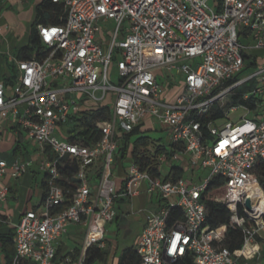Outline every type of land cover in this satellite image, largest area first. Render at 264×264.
Listing matches in <instances>:
<instances>
[{
	"label": "built area",
	"instance_id": "2783aa9c",
	"mask_svg": "<svg viewBox=\"0 0 264 264\" xmlns=\"http://www.w3.org/2000/svg\"><path fill=\"white\" fill-rule=\"evenodd\" d=\"M51 1L62 4L63 22L38 24L43 48L31 58L11 56L13 83L0 81V141L12 126L22 141L39 148L36 159L16 155L10 164L0 155V179L9 172L18 180L37 162L44 185L40 205L12 223L11 264H97L87 262V253L105 248L116 199L138 195L143 184L154 207L144 210L135 247L139 264H183L187 258L190 264H239L241 257L264 264V218L259 223L255 217L264 208L249 194L250 186L264 194L252 173L264 159V0H212V6L209 0ZM108 21L113 25L105 31L99 24ZM251 50L262 55H250ZM244 55L254 70L241 76ZM112 64L115 83L108 75ZM159 79L167 86L180 81L170 101L163 100L166 87ZM247 82L256 84L239 90ZM92 106L109 110L108 118L95 122L98 139L70 141L84 128L81 113ZM239 110L244 113L233 118ZM147 122L168 133L167 145L141 148L157 175L134 160L132 142L121 155L125 136ZM163 164L182 169L183 177L172 180V174L167 180L160 174ZM215 177L225 180L219 200L230 216L212 228L201 198ZM8 197L9 187H0V202ZM247 198L253 211L246 208ZM71 227L84 229L81 247L59 257L58 241ZM228 227L243 234L234 252L224 245Z\"/></svg>",
	"mask_w": 264,
	"mask_h": 264
},
{
	"label": "trees",
	"instance_id": "16d2710c",
	"mask_svg": "<svg viewBox=\"0 0 264 264\" xmlns=\"http://www.w3.org/2000/svg\"><path fill=\"white\" fill-rule=\"evenodd\" d=\"M63 6L61 3H53L51 0H41L40 3L36 6L35 9V19L30 27V40L29 44L18 49L15 57L18 59H27L31 58L35 50H41L43 47L40 43L39 37L37 35L36 27L38 24H60L63 22ZM42 55V54H41ZM39 55V56H41ZM246 59L250 57L244 55ZM255 59L253 58V61ZM251 64H253L251 62ZM15 67L11 63L10 76L1 77L0 81L4 82L5 85H10L13 83L15 77ZM109 110L107 107L94 108L93 106L86 111L81 113L79 117L80 125L83 128L81 132L76 135H71L69 140L72 142H83L91 143L99 137V131L95 128V122L99 120H104L108 118ZM206 119L211 117H205ZM141 134V135H139ZM85 135V136H83ZM136 135V138L132 142L133 150L132 157L140 165L142 170L148 171L152 175H157L156 164L150 160L149 152L141 151L142 147H147L150 143L149 138L144 135V132L139 131V128H135L124 138L125 145L122 148L121 155L124 157L127 143L131 142V137ZM21 149L20 144L15 148V152ZM166 150V147H158L157 153ZM121 159H119V163ZM254 176L259 180L260 186L264 190V159L260 160L252 170ZM173 174V176H172ZM176 180L183 177L184 173L182 169L177 167H172L170 169L169 175L166 179ZM226 188L225 180L221 177L213 178L207 186V189L202 195L201 200L204 202L207 208V217L206 224L214 228L220 224L228 223L230 211L225 206L219 198L224 194ZM241 212V211H240ZM14 229L12 227H7L6 217L0 215V254L3 257V264H11L14 247H13V238ZM261 240V239H260ZM243 243V234L239 228L228 227L224 245L231 251L234 252L239 250ZM261 260L264 262V238L262 239V245L260 250ZM107 258V252L102 249L91 248L87 253V262L94 263L97 261H105ZM139 255L136 251V248L129 247L125 249L118 261V264H139ZM190 258H187L183 264H190ZM178 264V263H176Z\"/></svg>",
	"mask_w": 264,
	"mask_h": 264
},
{
	"label": "crops",
	"instance_id": "0c3cea01",
	"mask_svg": "<svg viewBox=\"0 0 264 264\" xmlns=\"http://www.w3.org/2000/svg\"><path fill=\"white\" fill-rule=\"evenodd\" d=\"M40 1L41 0H0V30H2L3 33L6 34L13 33V35L17 34L19 36L24 33L27 37L30 33V27L27 26L24 21H28L30 25L33 23L35 19V9ZM3 76H10L9 68L7 73L3 72L2 75H0V78ZM159 81L161 82L162 79H159ZM152 128L153 127L149 124V122H147L143 126L141 131L146 132L152 130ZM22 142V135L19 133V131L15 127L13 128L12 126H8V129L4 132V138L0 141L1 157L10 164L14 160L18 152L14 151L15 148L18 144H20L21 147ZM34 164L37 165V162H34L33 165ZM37 172L38 167L34 170V168L31 166L18 180H11L9 172L0 179V187H9L8 199L3 203L0 202V215L6 217L8 228L12 227V223L16 222L22 213L31 208H36L41 203L44 186L42 185V178L39 182V185H29V182L33 181L32 176L34 175V177L36 178L35 174H37ZM123 177L119 179L118 172V176L116 178V189L118 191L123 187ZM17 182L19 183V185H16ZM32 187H36L37 192L32 191L31 195L30 190H32ZM36 193L39 196V202L36 205H32L30 208V201ZM152 207H154V203L151 196L145 191L144 184L141 186L138 195L131 198L119 196L116 199V215L114 220L107 225L106 246L103 249L107 252V258L105 261H97V264H118L119 258L125 249L129 247H136L139 235L145 224L144 210L151 209ZM129 215H132L138 221L137 235L131 245L128 244L124 246L120 253L116 255L117 247L115 246V244L112 245L107 236L109 233L113 232V222H115L114 227L118 230L120 228V223L128 224L127 218L129 217ZM110 227H112V231H109ZM82 230H84L82 227H71L68 233L59 239V257L73 256L77 253L82 244L84 234H82ZM78 232H80V235L82 234L80 245H77L75 247H66V244L63 242V240L66 238L74 240L75 235L78 234ZM261 262L264 263L262 260ZM242 263L257 264V261L255 258L244 259L243 257H241L239 259V264Z\"/></svg>",
	"mask_w": 264,
	"mask_h": 264
},
{
	"label": "rangeland",
	"instance_id": "374dc122",
	"mask_svg": "<svg viewBox=\"0 0 264 264\" xmlns=\"http://www.w3.org/2000/svg\"><path fill=\"white\" fill-rule=\"evenodd\" d=\"M208 4L210 6H212L213 5L212 0H209ZM24 22L27 26L31 27V25L28 21H24ZM99 25L103 29H105L107 27L110 28L113 24L110 21H108V23H102L101 22ZM105 31H106V29H105ZM29 40H30V35H28L26 37V35L24 33L20 36L17 34L13 35V33L6 34V33H3L2 30H0V75H2L3 72L7 73L8 68L11 69V63L12 62H10L7 59H9L11 56L14 57L19 48L29 44ZM240 40L244 44L253 43V41L251 39L241 38ZM248 53L250 55H255L258 57H260L262 55V52L258 51V50H251ZM251 62H252L251 58L245 60V67L246 68L242 72L241 76H246V75H249L252 73L254 68L250 65ZM108 75H109V79L111 82L115 83L117 81L116 80L117 73H116V69L113 66V64L109 67ZM161 82H162L163 86L166 87V93H165L166 97H163V100H165V101H170L174 97V95L179 93V91L181 89V83L179 80H177L176 83L172 86H167L165 80H162ZM255 84L256 83H254V82H247L246 84L242 85L239 88V90H248L252 86H255ZM108 101H109V103H112V99L108 98L105 102H108ZM243 113H244L243 110H239V111L233 113L232 116H233V118H238ZM223 122H224V120L216 121L217 124H221ZM153 126L154 127L152 128V130L144 132V135H146L149 138L150 142H159L161 144L167 145L168 144V133H167V131L162 130L158 124H155ZM66 129L64 128L65 131H66ZM139 135H141V134H139ZM135 138H136V135L132 136L131 142H133ZM38 151H39V148L37 146H35L31 143H26L23 141L22 146H21V150L17 152V155L21 156L23 158L29 157V158L36 159L37 158L36 154L38 153ZM130 161H131V157L127 158V160L124 162V166L125 167L128 166ZM32 167L35 170V168H37V165L34 164V165H32ZM169 172H170V168L167 165L163 164L160 168V174L163 177H167L169 175ZM203 174L205 176L207 174V172H204ZM35 175H36V178L33 175L32 176L33 181H30L29 185H39V182H40L41 178L43 177V173L38 171L37 174H35ZM123 176H124V173L122 171V168H120L119 169V179ZM16 185H19V183L17 182ZM32 191L37 192L36 187H32V190H30L31 195H32ZM38 202H39V196L36 193L30 201V208L32 205H36ZM38 210H41V209H38ZM127 220H128V224L120 223V228L118 230L114 227L115 222H113V232L109 233L107 236L108 239L111 241L112 245L115 244V246L117 247L116 255L120 253V251L122 250V248L124 246H126L128 244L131 245L134 242V239L137 235V228H138L137 219H135V217H133L132 215H129ZM82 231H83L82 232V234H83L84 230H82ZM109 231H112V227L109 228ZM260 233L264 237V228L261 229ZM82 234L80 235V232H78V234L75 235L74 240L66 238L63 240V242L66 244V247H75L77 245H80V241L82 239Z\"/></svg>",
	"mask_w": 264,
	"mask_h": 264
},
{
	"label": "bare ground",
	"instance_id": "6f19581e",
	"mask_svg": "<svg viewBox=\"0 0 264 264\" xmlns=\"http://www.w3.org/2000/svg\"><path fill=\"white\" fill-rule=\"evenodd\" d=\"M254 188L257 190V193L252 191V189H254ZM249 194H250L251 197H253V200L255 201V203L257 205H259L261 208H264V194H263L262 190L259 187H257V186L251 187L250 186L249 187ZM263 213H264V209H262L261 212H259V210H258L256 215H255V217H256V219H257V221L259 223H261V221H262ZM251 249H252V247H251ZM247 254H249L248 251H247Z\"/></svg>",
	"mask_w": 264,
	"mask_h": 264
},
{
	"label": "water",
	"instance_id": "95a60500",
	"mask_svg": "<svg viewBox=\"0 0 264 264\" xmlns=\"http://www.w3.org/2000/svg\"><path fill=\"white\" fill-rule=\"evenodd\" d=\"M245 205H246V208L249 210V211H253V207H252V200L250 198H247L246 199V202H245ZM264 218V213L262 215V219Z\"/></svg>",
	"mask_w": 264,
	"mask_h": 264
},
{
	"label": "snow or ice",
	"instance_id": "6c2138e0",
	"mask_svg": "<svg viewBox=\"0 0 264 264\" xmlns=\"http://www.w3.org/2000/svg\"><path fill=\"white\" fill-rule=\"evenodd\" d=\"M45 38L47 39L48 38V34L46 33L45 34ZM223 146V145H222ZM177 240H179V237H177ZM173 247H174V249H175V242H174V244H173Z\"/></svg>",
	"mask_w": 264,
	"mask_h": 264
}]
</instances>
